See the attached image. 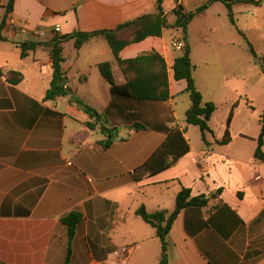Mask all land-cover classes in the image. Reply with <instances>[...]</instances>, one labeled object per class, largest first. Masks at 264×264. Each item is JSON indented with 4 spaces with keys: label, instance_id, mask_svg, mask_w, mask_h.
Returning <instances> with one entry per match:
<instances>
[{
    "label": "crops",
    "instance_id": "obj_1",
    "mask_svg": "<svg viewBox=\"0 0 264 264\" xmlns=\"http://www.w3.org/2000/svg\"><path fill=\"white\" fill-rule=\"evenodd\" d=\"M155 1L14 0L6 14L8 0H0V22L6 14V40L0 41V264H92L123 246L130 252L126 264H160L161 241L135 211L141 205L172 211L183 187L205 204L177 214L166 237L167 264H264V183L255 179L264 173V159L254 156L264 110V96H254L259 90L264 95V82L258 80H264V0L260 5L234 3V23L219 0L189 22L184 38L195 82L203 100L215 105L211 132H205V144L198 126H188V153L140 181L131 180L130 172L165 139L166 127L185 126L190 99L185 80H175L172 70L179 54L172 41L182 32L164 29L160 37H146L119 52L123 59L160 53L170 98L114 102L107 126L116 134L106 148L99 143L106 136L98 127L85 126L88 115L70 104L69 96L44 99L52 76L49 50L39 47L24 58L19 55L17 43L112 29L154 13ZM204 1L178 0L184 11ZM174 5L173 0L162 3L169 23L175 20L168 18ZM70 41L63 44L65 84L76 96H106L105 105L95 107L102 111L112 101L109 84L92 73L100 86L97 93L84 87L92 69L112 61L113 54L105 40L93 38L76 49L75 57L67 56ZM82 49H87L84 55ZM10 70L22 78L11 83ZM113 70L116 82L124 83L118 68ZM226 130L229 141L217 143ZM190 134L198 139L193 145ZM73 211L81 220L68 243L63 218Z\"/></svg>",
    "mask_w": 264,
    "mask_h": 264
},
{
    "label": "trees",
    "instance_id": "obj_2",
    "mask_svg": "<svg viewBox=\"0 0 264 264\" xmlns=\"http://www.w3.org/2000/svg\"><path fill=\"white\" fill-rule=\"evenodd\" d=\"M163 1H155L156 10L154 13L143 14L132 20L125 21L112 29H98L93 31L75 30L66 34H56L48 41H23L17 43L21 58L26 57L31 51H35L39 47L49 50L52 63V76L44 99L55 100L59 97L69 96V103L75 105L88 115L90 121L85 122V126L91 130L98 127L101 133L106 136L104 140L99 142L106 148L112 143L116 134L115 127L107 126V119L110 117V107L114 102L121 98L133 103L165 102L170 98L167 64L160 53L152 50L141 53L133 58L123 59L119 56V52L126 45L139 42L146 37H160L164 29L174 28L182 32L183 37L181 40L178 39L182 42V46L179 49V54L174 58L172 70L175 80H185V92H187L190 99V105L185 111V126L180 127L175 125L170 129L166 127L168 132L165 139L143 163L131 170L130 178L133 181H140L143 178L160 173L188 153L189 143L184 135L188 126H198L202 141L206 144L205 132H211L208 122L215 111V105L210 101H204L200 90L197 88L193 74L194 65L190 57V48L185 41L184 34L193 17L203 12L213 1L217 0H206L196 9L189 11H184L178 0H173L175 5L172 13L175 15V20L172 23L168 22L167 14L162 8ZM219 1H222L226 5L229 19L234 23L232 12V5L234 3L247 2L253 5H260L263 0ZM13 2L14 0H8L6 14L12 11ZM6 14L0 22V41L6 40L2 32ZM93 38L105 40L113 54L112 61H102L97 64L99 73L110 86L112 96L110 106L102 111L97 110L79 96L71 93V90L65 84L67 78L62 69V63L65 60L63 56V44L69 40H73L75 49H79ZM247 47L250 53L257 57L249 41H247ZM114 66L118 68L125 79L124 83L116 82L113 70ZM21 78L22 74L17 71L10 70L8 72V79L11 83H15ZM259 123L260 132L257 138V147L254 156L258 159H264V153L261 150L264 140V110L260 115ZM140 126H142L141 123L135 120L134 127L139 129ZM228 141V130L225 131L222 139L216 140L219 144H225ZM204 204L205 199L203 197L191 196L190 190L183 187L176 195L175 207L172 211L167 209L148 211L144 205L136 209L135 214L155 229V233L161 241L163 254L160 259V264H167L164 253L166 237L179 211L187 206H201ZM80 220L81 214L76 211L70 212L63 218V221L67 225L68 243H70L75 233L76 225Z\"/></svg>",
    "mask_w": 264,
    "mask_h": 264
},
{
    "label": "rangeland",
    "instance_id": "obj_3",
    "mask_svg": "<svg viewBox=\"0 0 264 264\" xmlns=\"http://www.w3.org/2000/svg\"><path fill=\"white\" fill-rule=\"evenodd\" d=\"M189 7L192 5V4H187ZM168 18H169V20L170 21H172L174 18H175V16H174V14H172V13H170V14H168ZM174 22V21H173ZM171 30V29H170ZM169 32V31H168ZM178 39H180L181 40V38H179V37H174L173 38V41H180V40H178ZM173 41H172V46H173ZM181 42V41H180ZM182 43V42H181ZM174 48H175V46H173ZM75 47H74V45H73V41H70V45H65V54L67 55V56H71V54L72 55H74V57H75V53H76V49H74ZM176 49V48H175ZM83 51V55L85 54V52H86V50L87 49H82ZM178 53H179V51H178ZM92 73H94L95 74V76L101 81V82H104V84H107L106 83V81H104V79H103V77L100 75V73L98 72V70H97V68H93L92 69V71H91V77H90V83L89 84H87V85H85V89H87V90H89L90 92H92V94H94V93H97V90H98V87H100L99 86V84L94 80V77H93V75H92ZM258 80L259 81H263L264 82V80L263 79H259L258 78ZM78 82V79L77 78H75V83L73 82V86H72V89L74 88H76L77 86H76V83ZM258 89H260V88H258ZM254 96H264L263 94H262V91L261 90H259ZM81 99H83L85 102H87L89 105H91V106H93V107H96V108H101V107H103L104 105H105V99H106V96H94V95H91V96H79ZM260 102V98L259 97H257V99H256V103L258 104ZM196 133H198V127H196ZM191 136H190V139H191V143H192V145L193 144H195V142L196 141H198V139H197V136H196V138H195V136L193 135V134H190Z\"/></svg>",
    "mask_w": 264,
    "mask_h": 264
},
{
    "label": "built area",
    "instance_id": "obj_4",
    "mask_svg": "<svg viewBox=\"0 0 264 264\" xmlns=\"http://www.w3.org/2000/svg\"><path fill=\"white\" fill-rule=\"evenodd\" d=\"M58 31L59 27H56L55 32ZM173 46H175L176 49H180L182 43L180 41H173ZM255 179L261 180L264 183V173L256 175ZM129 255V247H116L111 252H109V254L103 260L95 261L92 264H126L129 259Z\"/></svg>",
    "mask_w": 264,
    "mask_h": 264
},
{
    "label": "water",
    "instance_id": "obj_5",
    "mask_svg": "<svg viewBox=\"0 0 264 264\" xmlns=\"http://www.w3.org/2000/svg\"><path fill=\"white\" fill-rule=\"evenodd\" d=\"M59 83H60V81H59Z\"/></svg>",
    "mask_w": 264,
    "mask_h": 264
}]
</instances>
